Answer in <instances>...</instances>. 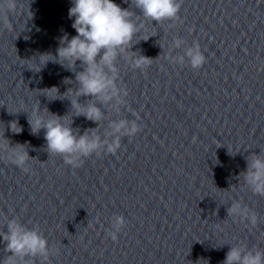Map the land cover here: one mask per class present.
Returning a JSON list of instances; mask_svg holds the SVG:
<instances>
[{
  "label": "water",
  "instance_id": "water-1",
  "mask_svg": "<svg viewBox=\"0 0 264 264\" xmlns=\"http://www.w3.org/2000/svg\"><path fill=\"white\" fill-rule=\"evenodd\" d=\"M114 2L134 13L138 31L108 71L118 93L103 100L75 97L80 61L72 70L42 57L77 35L71 0H0V233L14 220L49 250L15 264H223L231 247L264 251V195L244 177L252 154L264 156V0H179V18L161 22L131 0ZM197 42L206 62L193 69L179 58ZM138 55L150 58L140 68ZM72 99L95 104L99 122ZM54 116L77 136L119 137L121 147L73 167L28 122ZM121 120L139 132H116ZM17 145L27 171L10 162ZM236 203L256 224L229 215ZM116 215L126 225L112 239ZM5 248L0 235V264Z\"/></svg>",
  "mask_w": 264,
  "mask_h": 264
},
{
  "label": "clouds",
  "instance_id": "clouds-1",
  "mask_svg": "<svg viewBox=\"0 0 264 264\" xmlns=\"http://www.w3.org/2000/svg\"><path fill=\"white\" fill-rule=\"evenodd\" d=\"M69 18H74L72 27L77 35L69 38L65 34L60 38V46L57 49L54 60L63 66L76 68V62L80 61L83 71L76 73V81L80 87L74 91L75 97L91 96L110 100L119 89L115 83V77L109 78L108 71L116 72V60L122 53L126 52L132 44L138 28L132 20V11L122 8L114 0H71ZM128 0H125L127 3ZM131 3L142 12L143 17L153 21L178 19L180 10L179 0H131ZM181 44L176 41L177 47ZM187 58L193 69L201 68L206 62V57L197 42L189 47L184 56L180 57L183 62ZM150 58L143 55L133 57L132 64L136 68L142 67ZM175 60V58L173 59ZM62 61H67V64ZM55 89V88H52ZM58 90V89H57ZM72 91L69 89L66 93ZM127 95V92L124 93ZM73 109L77 114L86 116L87 119L99 122L102 113L95 104L82 106L78 99H72ZM63 118L54 116L47 121L39 117L29 119L33 133L41 128L45 130L47 150L50 154H60L65 163L78 167V161L83 157L93 154L100 155L105 150L109 154L117 153L121 147L120 139L117 137L111 142L102 141L96 135L85 132L83 135H75L71 127L62 123ZM14 133L22 131L15 121L10 124ZM116 132L124 131L128 136L136 135L140 128L137 122L121 120L114 124ZM28 153L23 145H17L11 153L10 162L17 167L27 171L25 165L29 160ZM246 183L251 187L254 194L264 195V156L253 153L249 158L248 169L244 173ZM229 215H239L249 218L252 224H256L257 217L254 213L250 215L249 209L243 208L239 203L228 209ZM126 225L125 218L116 215L113 218V228L109 236L116 239L117 233ZM8 231L0 233L6 244L5 251L10 252L3 264H15L16 256L49 255L48 241L35 230L26 229L14 220L7 225ZM223 264H264V251L248 250L241 247H231L226 254Z\"/></svg>",
  "mask_w": 264,
  "mask_h": 264
}]
</instances>
